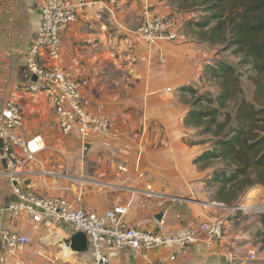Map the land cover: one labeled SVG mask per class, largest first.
Segmentation results:
<instances>
[{
  "label": "crops",
  "instance_id": "1",
  "mask_svg": "<svg viewBox=\"0 0 264 264\" xmlns=\"http://www.w3.org/2000/svg\"><path fill=\"white\" fill-rule=\"evenodd\" d=\"M82 1L76 20L59 30L58 64L73 74L91 113L110 121V134L92 136L85 148L77 131L60 132L46 93L21 88L32 79L25 55L39 30L40 0H0V111L7 102L15 104L23 116L17 134L40 136L44 143L37 161L21 167L24 185L40 195L61 196L86 212L124 207L125 227L151 232L160 220L174 233L222 212V236L208 242L202 235L173 261L167 259L172 247H159L119 251L110 264H264L260 216L236 223L233 207L206 197L211 169L193 163L208 143L197 142L198 129L184 124L191 95L183 88L205 91L203 69L216 56L214 46L187 27L194 13L178 11L170 0ZM144 3L151 12L183 23L176 40L148 45L135 36ZM12 149L21 155L18 147ZM257 186L240 198L241 207ZM17 201L0 157V231L29 237L17 254L20 264H89L87 249L76 251L67 244L76 233L71 223L45 216L34 221L7 210ZM249 249L255 251L253 260L247 259ZM11 261L0 239V264Z\"/></svg>",
  "mask_w": 264,
  "mask_h": 264
},
{
  "label": "built area",
  "instance_id": "2",
  "mask_svg": "<svg viewBox=\"0 0 264 264\" xmlns=\"http://www.w3.org/2000/svg\"><path fill=\"white\" fill-rule=\"evenodd\" d=\"M82 0H40V26L37 35L25 55V63L31 81L24 83L22 89L31 92H44L52 102L58 127L63 135L77 131L82 147L92 136L106 137L110 134V121L107 117L97 116L90 111V101L84 97L73 74L62 68L58 61L59 30L76 20ZM183 23L172 15H158L143 4L142 19L134 30L135 36L148 45L158 41H174L183 31ZM161 62L163 57L160 56ZM23 125V116L19 108L7 102L0 111V157L6 164V175L12 183L13 192L18 198L7 210L13 213L24 212L32 220L42 217H56L71 223L76 232H82L87 239L89 264H110L122 250H150L159 247H172L167 257L173 261L183 256L187 249L196 243L202 235L212 242L223 234L224 220L207 219L190 227L171 233L167 224L160 220L156 231H146L135 227H125L122 223L126 211L118 206L105 210L101 214L86 212L80 206H72L58 195H40L24 185L21 167L28 160H36L35 155L44 148L40 136L20 137L16 130ZM20 149L16 154L12 147ZM37 161V160H36ZM238 205L233 209L240 210ZM0 239L11 264H20L17 254L29 243V237L15 231H0ZM247 259L255 258V251H247ZM148 264H163L162 260Z\"/></svg>",
  "mask_w": 264,
  "mask_h": 264
},
{
  "label": "trees",
  "instance_id": "3",
  "mask_svg": "<svg viewBox=\"0 0 264 264\" xmlns=\"http://www.w3.org/2000/svg\"><path fill=\"white\" fill-rule=\"evenodd\" d=\"M170 2L178 11L200 13L187 22L198 39L238 58L237 64L213 59L205 65L202 78L214 83V94L183 88L191 95L184 124L198 129L197 142L208 143L193 163L211 169L210 201L235 207L248 189L264 187V0ZM242 67L253 85L251 101L241 84ZM259 216L264 236V212Z\"/></svg>",
  "mask_w": 264,
  "mask_h": 264
},
{
  "label": "rangeland",
  "instance_id": "4",
  "mask_svg": "<svg viewBox=\"0 0 264 264\" xmlns=\"http://www.w3.org/2000/svg\"><path fill=\"white\" fill-rule=\"evenodd\" d=\"M194 15L196 18H198L200 13L194 12ZM214 48H215L216 56H217V57L215 56L214 59H222L226 62H230L232 64H237L238 58L235 57L234 55H232L230 53V51L219 52V50L221 49L219 46H214ZM239 71L241 73V84H242V87L244 90V95L248 94L251 96V94L253 93V85H252L251 81L247 78L249 73L243 67L239 68ZM202 83H203V86H206V90L203 92L210 91L212 94H214L217 91V87L214 85V83L211 80L204 78ZM247 99L250 101L252 100L251 97H249ZM257 187H259V188L258 189L257 188L252 189L251 193L248 195V196H250V198H249V200H247L244 203V205H242L243 207L240 210H238V209H235L236 211L234 210L236 213L235 216H237V219H238V221H235L236 223H241L242 221L246 220L247 217L259 215L263 211V209H264V187H262V186H257ZM207 190H208V195H206V197L208 199H210L212 189L209 188ZM238 205H240V202L237 203L236 206H238ZM228 208H232V207H228ZM218 213L220 214L222 212L216 211L215 214L217 216H216V218H212V219L221 218L222 215L220 214V216H219Z\"/></svg>",
  "mask_w": 264,
  "mask_h": 264
},
{
  "label": "water",
  "instance_id": "5",
  "mask_svg": "<svg viewBox=\"0 0 264 264\" xmlns=\"http://www.w3.org/2000/svg\"><path fill=\"white\" fill-rule=\"evenodd\" d=\"M32 79H35L33 76ZM170 197L175 198V199H186V197H181V196H175L171 195ZM236 207V206H235ZM234 208V207H233ZM264 212V209L263 211ZM161 214L156 216L157 220H160ZM67 244L76 251H85L87 249V239L84 233L82 232H76L74 233L69 240L67 241Z\"/></svg>",
  "mask_w": 264,
  "mask_h": 264
},
{
  "label": "bare ground",
  "instance_id": "6",
  "mask_svg": "<svg viewBox=\"0 0 264 264\" xmlns=\"http://www.w3.org/2000/svg\"><path fill=\"white\" fill-rule=\"evenodd\" d=\"M253 194V193H252ZM255 203V202H254ZM243 205V204H242ZM249 207V206H248Z\"/></svg>",
  "mask_w": 264,
  "mask_h": 264
}]
</instances>
